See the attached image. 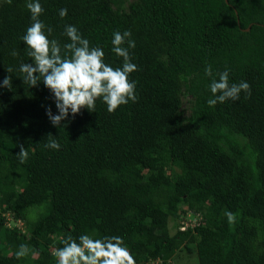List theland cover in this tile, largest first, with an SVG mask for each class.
<instances>
[{
    "label": "trees",
    "instance_id": "16d2710c",
    "mask_svg": "<svg viewBox=\"0 0 264 264\" xmlns=\"http://www.w3.org/2000/svg\"><path fill=\"white\" fill-rule=\"evenodd\" d=\"M40 3L49 39L63 49L74 25L114 68L123 58L113 33L131 32L137 101L109 113L98 99L95 112L54 127L49 91L19 72L32 62L21 39L32 23L25 0H0V83L12 78L11 90L0 88V264H57L61 238L82 234L122 237L136 264H172L187 243L199 264H264V0ZM226 68L229 84L246 81L251 96L210 107L209 85ZM49 133L58 151L45 147ZM5 212L25 228L8 226ZM182 212L199 218L172 234ZM22 244L29 254L17 259Z\"/></svg>",
    "mask_w": 264,
    "mask_h": 264
},
{
    "label": "clouds",
    "instance_id": "9594fccd",
    "mask_svg": "<svg viewBox=\"0 0 264 264\" xmlns=\"http://www.w3.org/2000/svg\"><path fill=\"white\" fill-rule=\"evenodd\" d=\"M7 2L11 4L12 0ZM25 6L30 12L32 23L21 39L32 62H22L19 72L22 74L23 84L29 88L38 87L43 83L49 91L57 114H53L51 106H47L46 115L54 127H67V124L62 122L67 121L69 116L75 118L83 109L95 112L98 99L107 105L109 113H114L129 101H137L136 82L129 79L130 74L138 70L137 65L131 62L129 49H134L136 45L131 39L130 31L113 33L112 51L123 58L122 66L114 68L105 63L104 50L91 47L89 40L84 38L74 25L65 26L64 35L70 42L65 43L62 49L59 41L49 39L53 29L40 20L44 12L40 0H25ZM66 15L67 9L59 10L61 18ZM125 44L127 47H124ZM11 55L15 57L18 53L13 51ZM6 71L11 73L13 68L9 66ZM205 75L213 77L211 65L205 68ZM216 75L219 79L213 78L209 85L214 96L207 101L210 107L227 100L237 101L242 92L245 93V98H250L249 83L241 81L239 84L230 85L227 68ZM0 88L12 89L10 75L3 79ZM48 137L49 142L45 147L58 151V141L52 138L51 133ZM19 147L18 157L23 164L27 162L29 152L23 145ZM225 215L229 223L235 222L233 213L226 211ZM60 243L63 246L53 251L57 264H136L135 257L123 238L117 235L96 238L94 235L82 234L78 239L69 235L61 238ZM28 254L29 247L23 244L15 252L17 259Z\"/></svg>",
    "mask_w": 264,
    "mask_h": 264
},
{
    "label": "rangeland",
    "instance_id": "374dc122",
    "mask_svg": "<svg viewBox=\"0 0 264 264\" xmlns=\"http://www.w3.org/2000/svg\"><path fill=\"white\" fill-rule=\"evenodd\" d=\"M187 99L188 97L184 98L185 105L187 103ZM5 214L7 215V225H10L12 227L17 226L23 229L25 228L24 221L22 220L14 221L11 213L5 212ZM183 214L184 212L181 213L179 217L180 221L176 227H175V225L177 224L176 221H174V219L170 220V231L172 234L178 230L183 229L182 228V226H184L182 225ZM172 258H173L171 260L172 264H199L196 243H187L183 245L180 249L177 250V252Z\"/></svg>",
    "mask_w": 264,
    "mask_h": 264
},
{
    "label": "built area",
    "instance_id": "2783aa9c",
    "mask_svg": "<svg viewBox=\"0 0 264 264\" xmlns=\"http://www.w3.org/2000/svg\"><path fill=\"white\" fill-rule=\"evenodd\" d=\"M198 218L191 217L190 216V213L184 212V214H183V220H182V225H184V226L181 225L182 228H183V229L182 228L181 229L182 230H185L189 226H194L196 224V221H197Z\"/></svg>",
    "mask_w": 264,
    "mask_h": 264
}]
</instances>
